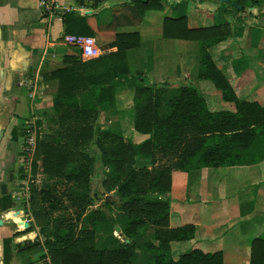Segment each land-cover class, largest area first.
<instances>
[{
  "label": "trees",
  "instance_id": "trees-1",
  "mask_svg": "<svg viewBox=\"0 0 264 264\" xmlns=\"http://www.w3.org/2000/svg\"><path fill=\"white\" fill-rule=\"evenodd\" d=\"M245 3L252 6L256 1H220L210 24L191 26L186 13L165 16L162 23L164 36L198 41L197 77L210 80L221 98L232 103L229 108L211 107L196 86H156L145 83L143 77L126 68L120 70L121 82L132 90V126L141 134L133 140L122 132L105 131L107 142L96 139L99 159L107 168L103 179L105 192H113L116 201L110 197L90 207L98 200L90 184L96 161L90 153L98 108L96 99L90 96L94 91H81L77 97V82L69 67L51 72L50 76L59 80L52 103L58 129L43 135L37 132L32 171H36L40 160L41 170L48 177L71 182L67 200L73 209L71 213L53 215L54 210L61 208L59 201L51 197V191L38 188L31 181L30 211L43 240L25 241L23 248H45L41 254L48 258L45 264H138L132 256L139 247L148 253L140 264H223L221 248L204 249L192 240L193 222L175 224L178 214L166 192L171 188V172L175 168L194 170L264 160V105L239 97L210 51L211 46L242 32L244 22L240 17L237 31H232L228 6L238 11ZM134 5L139 12L162 8L160 0H134ZM61 15L66 32L89 34L82 15L74 10ZM138 43L139 34L133 31L117 33L110 45L124 48ZM242 61L240 56L232 59L236 74L245 68ZM137 155L151 157V167H137ZM163 157L166 158L159 162ZM116 225L120 227L117 234L124 235L128 242L112 233ZM150 226L154 227L150 240L139 245L136 236ZM102 228L108 229V233L99 243L96 234ZM173 244L177 247L176 255L172 253ZM250 250V264H264V237L253 238Z\"/></svg>",
  "mask_w": 264,
  "mask_h": 264
},
{
  "label": "crops",
  "instance_id": "crops-1",
  "mask_svg": "<svg viewBox=\"0 0 264 264\" xmlns=\"http://www.w3.org/2000/svg\"><path fill=\"white\" fill-rule=\"evenodd\" d=\"M47 1L0 0V122L4 125L3 134L5 123L19 119L17 109L21 89H30L31 106L35 104L39 108L43 103L53 102L59 80L50 74L60 67L70 68L69 72L77 82V97H80L81 91H94L90 96L96 99V117L100 119L105 116L124 118L132 90L121 82V69L126 68L135 76L147 77L148 83L156 86H196L192 84L194 80L191 84L184 81L190 61L197 62V76L198 41L164 36L163 18L186 13L191 26L210 24L212 12L222 0L210 6L192 0L195 3L192 12H185L184 0L172 1L167 7L160 0L161 11L149 8L139 12L134 6L135 13L130 6L134 5V0H115V3L102 0L95 6H84L79 0H56L60 7L51 13L45 10ZM186 1L188 9L190 2ZM101 6L110 7L112 12H102ZM69 10L84 17L90 31L87 35L95 38L101 50L98 56L82 59L78 47L67 40L69 35L83 34L65 31L61 12ZM230 16L231 11L228 19ZM241 16L244 23H252V20ZM116 18H120V22ZM128 26L136 28L130 30L126 28ZM133 31L139 34L138 44L124 48L110 45L117 33ZM241 36H229L211 46L210 51L237 95L264 105V29L253 31L245 26L240 46L236 45V41L228 43ZM215 49L219 51L218 58ZM238 56L243 59L245 68L236 74L232 59ZM13 88L17 91L10 94ZM209 97H206L207 103L213 107ZM10 149L6 147V150ZM3 162L5 164L7 160H1L0 166ZM217 167L225 169L216 171L214 168ZM230 171L233 175L229 176ZM191 178L196 180V187L190 183L184 186ZM2 182L6 190L1 191L0 188V264H45L47 258L41 257L45 251L23 248L25 241L34 242L38 238L39 229L33 227V216L20 200L19 189H15L14 183L9 180H1L0 169V185ZM178 184L180 186L177 187ZM191 187L195 188V194L191 197L183 195L180 202L174 205L178 214L175 224L193 222L195 231L192 240L204 249L221 248L223 264H250L251 242L264 233V160L194 170L175 168L171 172V188L166 195L171 197L178 189L190 194L193 192ZM22 218L28 220L27 227L23 226ZM37 253L39 256L34 258Z\"/></svg>",
  "mask_w": 264,
  "mask_h": 264
},
{
  "label": "rangeland",
  "instance_id": "rangeland-1",
  "mask_svg": "<svg viewBox=\"0 0 264 264\" xmlns=\"http://www.w3.org/2000/svg\"><path fill=\"white\" fill-rule=\"evenodd\" d=\"M115 0H111L112 3ZM164 5L167 7L170 5L172 1L175 0H162ZM183 1V0H178ZM197 1L200 5H213L218 4L217 0H194ZM256 3L254 5L249 6V4L245 3V7L241 9V11H237L234 8H229V10L232 12V17L230 16L229 20L233 24V32L237 31L238 22L236 23L237 17H243L247 18L248 20H252V23L247 24L246 22L242 25V29H244L245 26H249L253 31L254 30H260L264 29V0H255ZM185 2V3H184ZM183 7L185 8V12L189 10L190 12L193 11L195 7V3L192 2V0H189L190 3H188V9H187V1L184 0ZM138 5V3H137ZM131 8H133L134 12V6L133 4H130ZM140 7V5H138ZM100 9L102 12H109L111 13L112 10L110 7H103L101 6ZM165 9V7L163 8ZM154 10L155 9H150ZM148 10V12L150 11ZM158 11H161L162 8L156 9ZM114 11V9H113ZM242 19V18H241ZM117 22H120V18H116ZM120 24V23H119ZM118 24V25H119ZM122 26V25H121ZM122 28V27H119ZM127 29L133 30L136 27L128 26ZM242 36L240 39L234 38L231 42L236 41V45L240 46V41L243 42V30L241 33L238 34ZM234 36V35H233ZM231 36V37H233ZM237 36V35H235ZM214 49V47H212ZM214 51V50H212ZM218 49H215V54L218 58ZM221 62V61H220ZM223 64V63H221ZM224 66H227L224 65ZM196 70H197V62L194 60L188 62L187 70L185 71V83H192V80L194 82L192 84L196 85L203 91V94L207 97L210 95V101H213L214 106L216 109L220 108H229L230 105H232L231 102L224 100L220 96V92L217 88L214 87L212 82L208 79H201L196 76ZM144 82L148 83V78L144 77ZM21 84H19L20 86ZM20 89V88H19ZM252 89V88H251ZM250 89V90H251ZM256 89V88H255ZM30 89H21L20 92V100L18 105V111H19V119H11L10 122L7 124L5 123V133L3 134V137L1 139L0 144V161L1 160H7V162L0 166L1 169V180L4 181L9 180L10 182L14 183L13 186L15 189H19L20 193V200L22 201L23 205L30 211V203H29V183L32 181L38 188H45L51 191V197L56 198L59 201L60 209H56L53 211V215H57L61 212H72V206L69 204V201L67 200V192L70 189V186L72 185L71 182L66 181L65 179L56 178V177H48L46 174H44L41 170L40 160L37 162L36 171L33 173L32 171V164H31V157L32 152L35 147V141H36V134L37 132L40 133V135H43L47 132H53L58 129V123H57V112L53 109L51 100L43 103L38 107L37 105L33 104L31 106L30 102ZM17 89H11L9 93H15ZM9 94V95H10ZM213 94H216L217 96H214ZM213 95V96H212ZM11 97V96H9ZM218 99V100H217ZM217 100V101H216ZM126 105H129L128 107ZM126 111L123 115L124 118L117 119L116 117H103L98 118L95 117L93 120L95 130V141L91 143L90 146V153L95 156V169L90 177V184L92 190H95L97 192L98 200L95 204L91 205L90 207H95L98 204H102L107 198L114 197L113 192H105V186L103 184V179L106 177V171L107 168L102 165L99 156H100V148L96 143L97 140H103L104 142H107V137L105 136V131H115V132H122V134L126 138H131L133 140H136L137 136L141 133L136 131L132 126V118H133V106H132V100L128 101L126 104ZM34 109V110H33ZM38 109V110H37ZM39 121V123H38ZM2 122V121H1ZM0 122V123H1ZM2 124V123H1ZM12 128V130H10ZM6 147H9L10 150H6ZM166 157L160 158L159 162L162 159H165ZM158 162V161H157ZM152 158L146 157L142 155H137L135 157V165L137 167H151L152 165ZM218 170L225 169V168H214ZM230 175H233V171H230ZM189 181V182H188ZM191 184L192 186L196 187V180L191 178L190 180H187V183L184 184V186H188V184ZM180 186V184L177 185V187ZM192 193L188 194L182 189H178L177 193L173 192L171 199H172V205L178 204L181 200V197L186 194L187 197H191L190 195H194L195 188L191 187ZM116 201V196L114 197ZM188 202V199H186ZM47 202H44L46 204ZM112 210L115 208V203H111ZM175 209V208H173ZM28 212V211H27ZM31 212V211H30ZM31 223H34V220L32 218ZM35 224V223H34ZM33 227L39 229L37 225H34ZM25 227V226H24ZM154 227L150 226V229H147L144 232H141L138 234L135 238V240L139 243V245H142L143 242L150 240L151 233L153 232ZM112 233L118 237L120 240H125L126 238L124 235L120 236L117 234L118 231L113 227ZM110 230V231H111ZM39 232V231H38ZM108 233V229H101L96 235H97V241L100 243V241L103 238V235H106ZM262 237H264V233L261 234ZM38 239L41 241L43 240L42 235L39 232ZM176 245L173 244L172 246V253L174 255L177 254ZM41 252L46 251L45 248H41L38 250H35V252ZM39 255L35 254L33 256L34 258H37ZM148 256V253L144 251L142 248H136L134 251V254L132 256V259L134 262L140 264L142 263ZM48 259V258H47ZM230 264H233L232 262H229ZM227 263V264H229ZM237 264H244V263H237Z\"/></svg>",
  "mask_w": 264,
  "mask_h": 264
},
{
  "label": "built area",
  "instance_id": "built-area-1",
  "mask_svg": "<svg viewBox=\"0 0 264 264\" xmlns=\"http://www.w3.org/2000/svg\"><path fill=\"white\" fill-rule=\"evenodd\" d=\"M82 4L89 6H95L99 2L98 0H79ZM59 4L56 0H49L45 3V10L49 13L55 11L59 8ZM67 40L72 42L78 47L79 55L82 59H90L98 56L101 53V50L95 43V38L92 35L87 34H74L69 35ZM24 226V225H23Z\"/></svg>",
  "mask_w": 264,
  "mask_h": 264
},
{
  "label": "water",
  "instance_id": "water-1",
  "mask_svg": "<svg viewBox=\"0 0 264 264\" xmlns=\"http://www.w3.org/2000/svg\"><path fill=\"white\" fill-rule=\"evenodd\" d=\"M3 132H4V125L0 123V140H1L2 136H3ZM0 187H1V191H5V190H6V185H5L4 182L1 183ZM24 226H25V227L28 226V221H24ZM115 228H116L117 230L120 229V227H119L118 225H116ZM125 241L128 242L129 239L126 238Z\"/></svg>",
  "mask_w": 264,
  "mask_h": 264
},
{
  "label": "flooded vegetation",
  "instance_id": "flooded-vegetation-1",
  "mask_svg": "<svg viewBox=\"0 0 264 264\" xmlns=\"http://www.w3.org/2000/svg\"><path fill=\"white\" fill-rule=\"evenodd\" d=\"M0 188H1V187H0ZM24 221H28V220L24 218Z\"/></svg>",
  "mask_w": 264,
  "mask_h": 264
},
{
  "label": "bare ground",
  "instance_id": "bare-ground-1",
  "mask_svg": "<svg viewBox=\"0 0 264 264\" xmlns=\"http://www.w3.org/2000/svg\"><path fill=\"white\" fill-rule=\"evenodd\" d=\"M24 218H22V220H23Z\"/></svg>",
  "mask_w": 264,
  "mask_h": 264
}]
</instances>
